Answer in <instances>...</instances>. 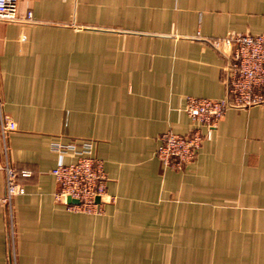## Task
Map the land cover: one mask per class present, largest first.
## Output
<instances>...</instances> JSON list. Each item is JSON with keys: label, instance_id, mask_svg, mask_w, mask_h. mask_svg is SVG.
<instances>
[{"label": "crops", "instance_id": "obj_1", "mask_svg": "<svg viewBox=\"0 0 264 264\" xmlns=\"http://www.w3.org/2000/svg\"><path fill=\"white\" fill-rule=\"evenodd\" d=\"M260 32L264 0H18L0 20V115L16 123L0 160L33 175L13 238L0 202V264H264V104L228 109L181 169L157 157L162 133L194 126L187 96H225L212 39ZM84 140L107 176L97 215L54 196Z\"/></svg>", "mask_w": 264, "mask_h": 264}, {"label": "built area", "instance_id": "obj_2", "mask_svg": "<svg viewBox=\"0 0 264 264\" xmlns=\"http://www.w3.org/2000/svg\"><path fill=\"white\" fill-rule=\"evenodd\" d=\"M17 17L18 0H0V20H16ZM26 19H33L32 11H27ZM212 43L226 57L223 68L225 96L219 99L187 96L184 109L194 126L188 134L172 130L161 134L157 157L165 168L181 169L192 161L203 140L211 137L212 130L228 109L264 104V32L231 33L212 39ZM15 129V121L1 113L0 131L3 139L7 131ZM53 148L61 154L66 153L58 144L53 145ZM93 148L92 140H84L73 152V161L59 162L51 171L58 184L55 199L70 212L101 214L108 200L107 176ZM0 170L5 174V194L0 196V202L8 207L10 234L13 238L12 199L26 193V187L20 179L31 177L33 171L15 168L7 160H0ZM68 199L76 202H69Z\"/></svg>", "mask_w": 264, "mask_h": 264}, {"label": "water", "instance_id": "obj_3", "mask_svg": "<svg viewBox=\"0 0 264 264\" xmlns=\"http://www.w3.org/2000/svg\"><path fill=\"white\" fill-rule=\"evenodd\" d=\"M69 202H76L75 200L68 199Z\"/></svg>", "mask_w": 264, "mask_h": 264}]
</instances>
